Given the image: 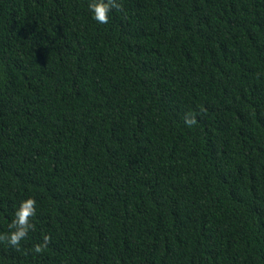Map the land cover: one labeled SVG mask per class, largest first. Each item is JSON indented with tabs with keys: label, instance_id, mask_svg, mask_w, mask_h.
Here are the masks:
<instances>
[{
	"label": "trees",
	"instance_id": "obj_1",
	"mask_svg": "<svg viewBox=\"0 0 264 264\" xmlns=\"http://www.w3.org/2000/svg\"><path fill=\"white\" fill-rule=\"evenodd\" d=\"M117 3L0 0V264H264V0Z\"/></svg>",
	"mask_w": 264,
	"mask_h": 264
},
{
	"label": "clouds",
	"instance_id": "obj_2",
	"mask_svg": "<svg viewBox=\"0 0 264 264\" xmlns=\"http://www.w3.org/2000/svg\"><path fill=\"white\" fill-rule=\"evenodd\" d=\"M117 0H88L87 8L92 19L100 24L107 25L110 21L113 9L118 8ZM185 123L192 126L196 123L195 117L185 118ZM37 210V201L33 197L22 199L14 210V215L9 223V230L7 233L0 235V240H6L8 245L12 248H18L22 241H24L28 233L33 228L32 218L35 217ZM50 237L43 236L44 244L48 242ZM36 253L42 251V245H36L34 248Z\"/></svg>",
	"mask_w": 264,
	"mask_h": 264
}]
</instances>
